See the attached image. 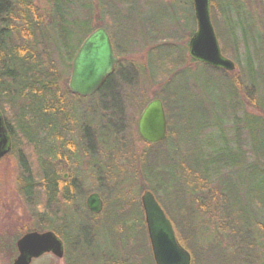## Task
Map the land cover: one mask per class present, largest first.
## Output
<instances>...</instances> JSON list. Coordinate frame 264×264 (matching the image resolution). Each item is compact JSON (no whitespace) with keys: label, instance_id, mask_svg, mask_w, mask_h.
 Segmentation results:
<instances>
[{"label":"trees","instance_id":"16d2710c","mask_svg":"<svg viewBox=\"0 0 264 264\" xmlns=\"http://www.w3.org/2000/svg\"><path fill=\"white\" fill-rule=\"evenodd\" d=\"M83 1L48 0L50 11L45 15L37 9L34 0H0V107L1 102L6 103L15 111L13 123L5 121L13 139V152L18 156L21 183L24 182L21 191L36 220L30 231L50 230L62 238L68 248V264H95L96 260L103 259V247L98 240L115 241L118 232L122 238L134 229L136 232L140 225L147 241L150 264H155L148 246L141 203L139 206L126 204L115 190L114 200H106L103 222L96 227L91 219L98 216L91 214L83 197H79L82 186L76 177L65 182L69 185L64 186L62 195L64 209L56 205L53 212L49 203L42 204L39 199L45 193V197L51 198L49 202H53L61 183L59 177L53 179V174L57 177L56 165L50 166L53 174L48 173L46 157L54 159L58 155L59 135L63 131L67 135L71 118L64 105L67 98L60 92L58 65L66 64L71 68L76 51L94 31L89 13L84 18L77 15L76 9L87 7L81 5ZM116 1L131 4L126 0ZM186 1L174 0V3ZM216 7L222 23L215 22L214 17V26L222 53L232 57L235 64L242 65L243 61L242 72L235 74L203 65L204 75L209 73L217 84L200 86L205 98L191 93L196 99L195 110L186 116L181 113L174 86L169 82L159 97L168 122V135L163 142H167V147L164 148L163 143L147 144L157 148L149 147L143 162L140 161L143 163L140 171L143 170V178L149 182L147 190L161 205L165 201L163 208L169 212L180 243L191 253L192 264H254V255L259 254L258 237L261 228L264 229V192H257L258 187L264 188V0H211V14ZM150 27L146 21L151 42L155 38ZM111 39L120 61L115 74L100 90L109 103L104 100L98 109L96 104L89 103L93 112H88L90 118L83 112L79 126L93 143L92 147L91 143L87 144L88 148L84 144V151L93 152V147L98 148L94 176L107 177L116 182L117 187L119 182L109 176L113 170L112 153L120 143L118 132L123 123L120 110L123 105L115 92L113 79L117 74L124 75L128 70L125 68L130 66L120 58L117 40L112 35ZM155 49L150 51V63ZM179 61L177 49L174 54L159 59L157 65L166 67L165 72L176 71ZM208 93L219 97L220 107H215L219 104L211 101ZM113 94L118 107L112 104ZM244 99L248 108L242 105ZM248 109L263 115H254ZM55 117L58 127L53 133ZM27 129L34 134H28ZM208 131L210 133L203 135ZM111 138L115 144L113 152L108 149ZM18 139L33 147L40 173H35L27 154L19 155L16 151L15 140ZM60 143L71 153L72 143ZM134 178L137 184L136 176ZM130 204L127 214L125 208ZM68 207L73 211L71 214ZM119 211H123V215ZM207 217L217 219L215 231L223 235L228 246L223 248L220 241L211 240L207 249L201 246L199 234L208 230ZM93 235H98L99 239L93 242Z\"/></svg>","mask_w":264,"mask_h":264},{"label":"rangeland","instance_id":"374dc122","mask_svg":"<svg viewBox=\"0 0 264 264\" xmlns=\"http://www.w3.org/2000/svg\"><path fill=\"white\" fill-rule=\"evenodd\" d=\"M126 1H130L131 4L128 2L118 3L116 0H85L83 3H81L82 1L80 3L87 7L84 9L80 7L76 9L77 15L79 14L80 18H84L89 13L88 16L91 19L93 30L98 27H105L108 32L111 33L112 38L114 37L117 40L120 58L125 61V65L129 64L130 66V68H125L128 70H126V73L124 72V75L122 73L117 74L113 79V84H115L114 89H116L115 92L118 94V99L123 105V108L120 109L123 116V123L120 125V131L118 132L120 143L117 146L116 151H114V138H111L109 142V151H114L111 159L113 170L110 169L111 174L109 178L118 181L119 185L116 187V182L112 180L111 182L107 177L97 178L94 176L93 171L89 170V165L84 162L85 157L82 156L84 149L81 144H84V135L81 133L82 129L77 127L76 129H73V134L69 136L66 135L64 140L74 142L75 146H79L75 151L71 152V157H76L77 159H64L66 160L64 164L62 161H60V163L59 161H56L57 164H49V166L56 165L54 170L57 177L53 174V169L48 167V173L53 174V179H57L58 177L60 179V193L58 192L54 195V197L56 196L55 200L51 203L49 202L51 198L48 195L45 197V193L41 194L39 198L42 204L49 203L50 209L53 212H56L55 207L57 206H59L58 208H65L62 195L64 194V186L69 185L65 184V182H71L74 177H76L78 183L82 186V193L79 197H83L84 203H86V199L90 194L99 193L101 197L103 196L102 199L106 204L107 199L110 198L111 201L114 200L112 194L117 190L118 195L124 203L129 204L131 202L133 206H139V203H141V196L149 186V182L143 178V170L140 171L143 164L140 161L142 159L143 162V157H145L149 147L153 149L157 148L155 146H148L139 136L137 124L143 108L148 102L159 98L165 87H167V84L170 82L171 86H174L175 93L178 97L177 104L182 108L181 113H184L186 116L187 113L193 111V106L196 105L194 104L196 100L194 96L205 98L200 86L209 83L217 84L215 78L211 80L209 73L204 75L203 64L196 63L189 58L188 43L194 32L197 30V22L194 16L192 0H190V3H187L189 0L183 3H174V0ZM113 2L115 3L114 7L112 6ZM34 4L37 9L45 15L50 11L48 0H34ZM88 5H91L92 8ZM103 5H105V8H103ZM214 17L215 22L217 21L219 24L222 23L218 7L215 8V12L212 10L213 23ZM146 21L151 25L150 28L153 31L151 34L153 38H155V40H151V42L148 40L145 28ZM128 33L130 35H128ZM172 45L179 50L180 61L178 64V70L175 71L170 69L169 71L167 70L168 72H165L166 67H159L157 61L174 54L177 49ZM220 45L222 48L221 42ZM155 47L156 49L152 52L153 62L150 63L149 54ZM225 56L227 57V55ZM229 59L232 60L233 58L230 57ZM241 62L243 65V61ZM236 65L237 69L234 71L235 74L242 72V65ZM58 66L59 71H61V79L59 82L60 92L67 98L64 105L66 106L67 112L77 125H80L83 112H86L90 118L91 113L89 114L88 112H93L91 110L92 104H96V109H98L103 105L104 100H108L107 98H103V93H101V91L91 97L92 99L90 97H74L69 91V80L72 67L69 68L66 64ZM159 72H161V75H159ZM191 93L194 96L191 95ZM207 96L211 101L219 104L215 105V107L221 106L219 97L216 95L211 96V93H208ZM113 98L114 100L112 104L117 105V97L114 95ZM94 101L97 102L94 103ZM242 102V105H245L248 108L247 100L244 99ZM89 103L92 104L90 105ZM1 104L2 106L0 109L5 119L7 122L13 123L12 121L15 117L14 109L6 103L1 102ZM249 112L254 115H263L256 110H249ZM49 118L52 119V116L50 115ZM59 124H61V122H59ZM229 124H231V121ZM23 127L25 128V126ZM56 127H58V120L55 117L51 127L53 133L56 131ZM28 131L29 129H27V132ZM208 133H210V131L203 135H207ZM28 134H34V132H28ZM19 140L20 139L15 140L16 151H18L19 155L20 153L27 154L35 173H40L38 158L33 147L28 146L27 141L23 139ZM163 147H167V142L163 143ZM58 148L60 149L63 147L59 144ZM66 153H68V150H66ZM78 158H81V160ZM46 159L48 163H51L52 160L48 155ZM62 168L63 171L60 172ZM65 174H67L68 177L63 180ZM104 175H107L106 171H104ZM135 176L137 184L135 182ZM21 177V170L16 152L0 160V264H13L17 257L15 252L7 250L9 247L7 244L10 242L9 237H21L26 232H29L31 228L35 227L36 223L21 191L22 186L24 185V182L21 183ZM49 179L51 180V178ZM257 190L258 193L264 192V188L261 186L258 187ZM41 191L44 190L41 189ZM57 201L59 205L56 206L55 204H57ZM163 202L165 205L164 200ZM131 204L127 205L125 213L127 212L128 214ZM164 205L162 206L164 207ZM67 211L70 214L73 212L70 207L67 208ZM119 214L123 215V211H119ZM91 220L93 226L96 225V227L97 225L100 226L103 222L102 215H99L97 219L93 218ZM216 220L217 219L207 217V223L205 225L208 227V230L199 234V243L204 249H207L210 246V240L213 243L220 241L223 248L228 246V242L226 243L223 235L215 231ZM94 235L91 237L93 242L99 239L98 235ZM258 238L259 254L254 255V264H264L263 228H261ZM147 240L151 251L148 237ZM98 242H100L103 247V259L96 260V264H150L147 241L144 234L141 232L140 225H137L136 232L134 229L131 233L126 234L125 237L121 238V234L118 232L115 241L108 242L107 240H98ZM66 249L68 252L67 246ZM32 264H62V261L55 256L48 254L33 261Z\"/></svg>","mask_w":264,"mask_h":264},{"label":"water","instance_id":"95a60500","mask_svg":"<svg viewBox=\"0 0 264 264\" xmlns=\"http://www.w3.org/2000/svg\"><path fill=\"white\" fill-rule=\"evenodd\" d=\"M171 1V0H166ZM197 30L189 42V55L214 68L232 72L236 66L225 58L212 24L211 0H192ZM115 56L109 34L104 28L91 33L83 42L72 62L70 91L81 97L96 94L115 72ZM138 133L148 144H158L167 138V118L161 99L151 101L138 121ZM11 139L0 111V159L11 152ZM145 223L155 264H192V256L179 242L174 226L155 195L147 190L141 197ZM86 205L93 214H101L104 203L97 193L91 194ZM19 257L14 264H31L45 254L64 256L63 242L51 231L31 232L18 242Z\"/></svg>","mask_w":264,"mask_h":264},{"label":"flooded vegetation","instance_id":"af4514ba","mask_svg":"<svg viewBox=\"0 0 264 264\" xmlns=\"http://www.w3.org/2000/svg\"><path fill=\"white\" fill-rule=\"evenodd\" d=\"M74 96V95H73ZM74 97H76V96H74ZM92 97V96H91ZM90 97V98H91ZM79 98V97H78ZM68 124H69V129H68V132H67V135L69 136V135H71V134H73V129H76L77 127L80 129L81 127L78 125L77 126V123L74 121V119L71 117L69 120H68ZM65 131H63L62 132V134H61V136L59 135V138H61V139H59V144H60V146H62L63 148H60L59 150H58V155L56 156V158H54V159H52L51 158V163H48V161H47V164H48V167H50L49 166V164H53V162L55 161H59V163H60V161H62L63 162V164H64V162L66 161V160H64L63 158H66V159H68L69 157H70V159H74V160H76L77 158L76 157H71L70 155H71V153L70 152H68V153H66V148H65V145H63V144H61L60 142L61 141H64L65 140V137H66V135H65ZM82 133V132H81ZM92 138V136L90 137V139ZM83 140V139H82ZM70 142V141H69ZM83 142H84V144L86 145V148H88V145L87 144H90L91 143V146L90 147H92V145H93V143H92V139H91V141H88L87 140V136L86 135H84V140H83ZM70 143H72V151H75L78 147L77 146H75V143L74 142H70ZM83 144V145H84ZM82 144H81V146H83ZM70 149V148H69ZM83 149H84V147H83ZM71 150V149H70ZM71 151V152H72ZM99 155V153L97 152V148L96 147H93V152H89V151H84L83 152V154H82V156L83 157H85V160H84V162H86V164H88L89 165V170L91 171H94L93 170V168H94V165H95V161L97 160V156ZM100 155H102L101 153H100ZM60 156L62 157L63 156V158H60ZM50 158V157H49ZM78 159H80L81 160V158H78ZM94 159V160H93ZM57 163V162H56ZM80 163V162H79ZM63 171V168L60 170V172H62ZM68 177V175L67 174H65L64 176H63V180H65L66 178ZM59 186H60V184H59ZM56 191H57V193L59 192V188H58V190L56 189ZM60 193V192H59ZM55 205H59V203H58V201H57V204H55ZM59 207V206H58ZM104 208H105V203H104ZM102 215V214H101ZM95 216H99V215H95ZM27 233H25V234H23L21 237H19V238H16V237H9V240H10V242H9V244H7V246H9L8 248H7V250L8 251H12V252H15L17 255V257H16V259L18 258V256H19V250H18V242H19V240L24 236V235H26ZM61 240L63 241V239L61 238ZM63 246H64V256H63V258H61L60 259V261H62V264H68V255H67V249H66V245H65V242L63 241ZM94 255H96V252L94 253ZM16 259L14 260V262L16 261ZM39 259V258H38ZM35 260H37V259H35ZM35 260H33V261H35ZM66 260H67V263H66ZM33 261H32V263H33ZM13 262V263H14ZM100 263V262H99ZM96 264V263H95Z\"/></svg>","mask_w":264,"mask_h":264}]
</instances>
